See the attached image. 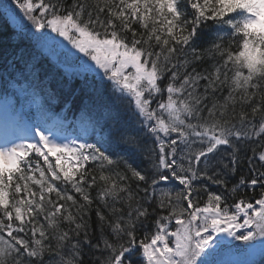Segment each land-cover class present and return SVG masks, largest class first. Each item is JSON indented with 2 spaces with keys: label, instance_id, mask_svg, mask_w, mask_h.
Masks as SVG:
<instances>
[{
  "label": "trees",
  "instance_id": "trees-1",
  "mask_svg": "<svg viewBox=\"0 0 264 264\" xmlns=\"http://www.w3.org/2000/svg\"><path fill=\"white\" fill-rule=\"evenodd\" d=\"M236 10L224 0H0V98L33 79L34 111L49 125L100 98L93 116L112 132L111 151L77 167L33 151L0 167V264H227L235 247L219 232L246 219L259 227L264 203V30L235 22ZM49 20L134 51L143 70L71 80L26 28ZM42 65L53 75L43 84ZM250 227L233 242L253 240ZM250 264H264V251Z\"/></svg>",
  "mask_w": 264,
  "mask_h": 264
},
{
  "label": "rangeland",
  "instance_id": "rangeland-1",
  "mask_svg": "<svg viewBox=\"0 0 264 264\" xmlns=\"http://www.w3.org/2000/svg\"><path fill=\"white\" fill-rule=\"evenodd\" d=\"M80 50H90L93 51L91 48H93V45L90 47H87L83 42H80ZM98 51H104L108 53H112L113 50L110 47H105V45L97 46ZM99 58V57H98ZM105 58V57H104ZM121 58L122 65L125 66V62L129 65H133V60H128V57L123 58L121 55H117V59ZM11 122H14V119L11 120ZM16 135H20V132H17ZM23 136V139L21 142L17 143V149L18 154L11 155L8 151H5L0 147V152L5 153L6 157H2L0 153V167L1 168H16L18 166V163L20 159L25 154V150L28 148H31L32 145H36L38 150L40 151H47L48 149H51L52 152H54L58 158L61 160L65 159L64 156H66V161L71 162L70 159L76 158V161L82 158V155L80 154L83 150V148H86V144L80 140H77L76 138L71 137H61L59 139L55 138L56 135H51L50 132L45 130H39L37 135H30L27 134L26 139L24 137V131L21 134ZM25 139V140H24ZM14 156L13 164H9L10 161L9 157ZM236 234L235 229H227L224 232H219V235L221 238L226 239L227 241H232L234 239V236ZM260 246H253L250 248L251 253L258 252L260 250Z\"/></svg>",
  "mask_w": 264,
  "mask_h": 264
},
{
  "label": "bare ground",
  "instance_id": "bare-ground-1",
  "mask_svg": "<svg viewBox=\"0 0 264 264\" xmlns=\"http://www.w3.org/2000/svg\"><path fill=\"white\" fill-rule=\"evenodd\" d=\"M1 118L2 124H0V145H5L6 147H8L6 151H8L9 154L14 155L16 154V149L12 147L11 143L14 137V125L9 124V114L7 111L1 113ZM0 153L2 157H6L5 153ZM10 159L12 161H10L9 164H13L16 157L14 159V156H11L9 157V160Z\"/></svg>",
  "mask_w": 264,
  "mask_h": 264
},
{
  "label": "water",
  "instance_id": "water-1",
  "mask_svg": "<svg viewBox=\"0 0 264 264\" xmlns=\"http://www.w3.org/2000/svg\"><path fill=\"white\" fill-rule=\"evenodd\" d=\"M50 43H53V41H50Z\"/></svg>",
  "mask_w": 264,
  "mask_h": 264
}]
</instances>
